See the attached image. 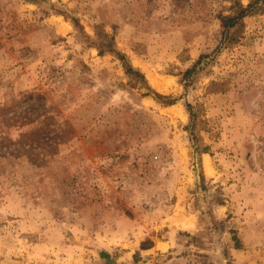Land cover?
Returning <instances> with one entry per match:
<instances>
[{"label":"rangeland","instance_id":"rangeland-1","mask_svg":"<svg viewBox=\"0 0 264 264\" xmlns=\"http://www.w3.org/2000/svg\"><path fill=\"white\" fill-rule=\"evenodd\" d=\"M0 264H264V0H0Z\"/></svg>","mask_w":264,"mask_h":264},{"label":"trees","instance_id":"trees-1","mask_svg":"<svg viewBox=\"0 0 264 264\" xmlns=\"http://www.w3.org/2000/svg\"><path fill=\"white\" fill-rule=\"evenodd\" d=\"M253 7V5L251 4V5H249V7L248 8H250V7ZM241 9H242V13H245L248 9H244V8H242V6H241ZM243 16V14L241 15V17ZM235 20V18H230V17H223V18H221V22H222V27L223 28H225V29H227V28H229V27H231V26H234L235 24H234V21ZM76 25H78L77 23H76ZM110 51H112V50H110ZM101 53H103V50H101ZM128 72H133V70L132 69H129V71ZM106 257L105 255H102V257Z\"/></svg>","mask_w":264,"mask_h":264},{"label":"crops","instance_id":"crops-1","mask_svg":"<svg viewBox=\"0 0 264 264\" xmlns=\"http://www.w3.org/2000/svg\"><path fill=\"white\" fill-rule=\"evenodd\" d=\"M109 252L107 251V250H105L103 253H102V255H105L106 257H104L105 258V260H109V257H108V254ZM110 254V253H109ZM119 260H121V259H119ZM119 260L118 261H116L117 263L119 262ZM110 263V262H109Z\"/></svg>","mask_w":264,"mask_h":264},{"label":"bare ground","instance_id":"bare-ground-1","mask_svg":"<svg viewBox=\"0 0 264 264\" xmlns=\"http://www.w3.org/2000/svg\"><path fill=\"white\" fill-rule=\"evenodd\" d=\"M156 86H158V85H156ZM159 89H161V88H159Z\"/></svg>","mask_w":264,"mask_h":264}]
</instances>
